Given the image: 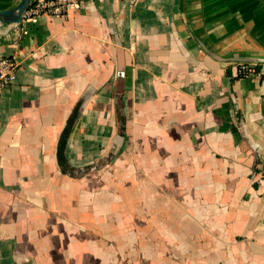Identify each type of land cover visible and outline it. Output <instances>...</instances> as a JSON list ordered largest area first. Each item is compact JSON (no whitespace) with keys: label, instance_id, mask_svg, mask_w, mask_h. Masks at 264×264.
I'll use <instances>...</instances> for the list:
<instances>
[{"label":"crops","instance_id":"1","mask_svg":"<svg viewBox=\"0 0 264 264\" xmlns=\"http://www.w3.org/2000/svg\"><path fill=\"white\" fill-rule=\"evenodd\" d=\"M79 1L0 25V264H264V0Z\"/></svg>","mask_w":264,"mask_h":264},{"label":"built area","instance_id":"2","mask_svg":"<svg viewBox=\"0 0 264 264\" xmlns=\"http://www.w3.org/2000/svg\"><path fill=\"white\" fill-rule=\"evenodd\" d=\"M132 6L142 0H122ZM82 7L79 0H31L22 16V22L34 23L42 16L68 18ZM18 64L12 57L0 58V92L12 85L16 79ZM237 76L248 79L255 75L256 65L240 62L236 65Z\"/></svg>","mask_w":264,"mask_h":264},{"label":"water","instance_id":"3","mask_svg":"<svg viewBox=\"0 0 264 264\" xmlns=\"http://www.w3.org/2000/svg\"><path fill=\"white\" fill-rule=\"evenodd\" d=\"M30 1L31 0H20L14 7L4 11H0V25H13L16 27H20V25L22 24L23 13L27 9ZM239 62L252 63L253 61L242 59ZM62 140L63 137L60 138V144L58 146L59 155L61 154L60 148Z\"/></svg>","mask_w":264,"mask_h":264},{"label":"trees","instance_id":"4","mask_svg":"<svg viewBox=\"0 0 264 264\" xmlns=\"http://www.w3.org/2000/svg\"><path fill=\"white\" fill-rule=\"evenodd\" d=\"M122 132H123V129H122ZM59 168H60V171H61V173L63 175H67V176H70V177L82 176V175L87 174L90 171V169L84 168L83 170H80L78 172H74L73 170H71L68 167V165L66 164L65 160H63V161L60 162Z\"/></svg>","mask_w":264,"mask_h":264}]
</instances>
